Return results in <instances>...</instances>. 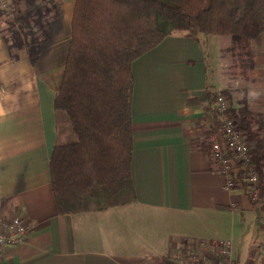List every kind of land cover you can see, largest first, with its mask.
I'll return each mask as SVG.
<instances>
[{
    "label": "crops",
    "instance_id": "0c3cea01",
    "mask_svg": "<svg viewBox=\"0 0 264 264\" xmlns=\"http://www.w3.org/2000/svg\"><path fill=\"white\" fill-rule=\"evenodd\" d=\"M55 1L51 37L34 63L27 54L11 59L0 32V107L7 113L0 118V215H21L29 225L21 242L3 248L0 264H164L186 239L213 238L231 239L236 264H264V189L257 199L239 184L226 190L216 161L192 145L199 139L224 143L216 102L189 100L222 89L208 71L215 48L203 33L174 31L132 61L135 199L103 209L58 210L50 156L61 116L53 99L74 0ZM251 45L250 90L264 92V30ZM249 103L264 116V94ZM246 220L242 252L238 231Z\"/></svg>",
    "mask_w": 264,
    "mask_h": 264
},
{
    "label": "trees",
    "instance_id": "16d2710c",
    "mask_svg": "<svg viewBox=\"0 0 264 264\" xmlns=\"http://www.w3.org/2000/svg\"><path fill=\"white\" fill-rule=\"evenodd\" d=\"M57 6L55 0H10L8 13L0 9V32L11 59L23 54L32 63L38 59L41 43L51 37ZM263 30L264 0H74L62 79L53 99L57 116H64L57 121L50 156L58 210L103 209L135 199L130 171L135 58L174 31L229 35L227 49L237 72L254 81L256 50L251 40ZM218 96L228 100L226 114L250 143L247 160H234V177L251 195L244 174L254 171L261 196L264 116L246 98L235 106L227 88L189 100L214 102ZM192 145L214 158L206 139ZM163 262L175 264L169 256Z\"/></svg>",
    "mask_w": 264,
    "mask_h": 264
},
{
    "label": "built area",
    "instance_id": "2783aa9c",
    "mask_svg": "<svg viewBox=\"0 0 264 264\" xmlns=\"http://www.w3.org/2000/svg\"><path fill=\"white\" fill-rule=\"evenodd\" d=\"M9 4L10 0H0V9L8 13ZM215 102L224 143L221 144L216 139L212 140L213 159L217 163L216 169L224 176L223 188L230 190L240 184L234 177L238 171L234 166V160H247L250 143L246 140L244 132L237 127L234 119L226 114L228 100L218 96ZM226 153H230L231 156H227ZM244 176L251 188V197L257 199L259 196L257 174L249 169ZM28 226V222L21 215L11 217L0 215V257L5 246L17 244L24 239ZM169 257L175 264H236L232 257V241L228 238H213L209 241H194V243L186 239L181 249L173 252Z\"/></svg>",
    "mask_w": 264,
    "mask_h": 264
},
{
    "label": "rangeland",
    "instance_id": "374dc122",
    "mask_svg": "<svg viewBox=\"0 0 264 264\" xmlns=\"http://www.w3.org/2000/svg\"><path fill=\"white\" fill-rule=\"evenodd\" d=\"M2 19H6V15L2 16ZM5 24H3L4 26ZM203 40L207 43V45L212 50L215 48V52H213L211 63H209L208 71L215 74L216 82L218 85L216 86L221 88H227L231 92V102L238 103L241 99L246 98L248 101L251 99L249 98V91L251 88V80L246 79L237 72L235 67L234 60L232 59L230 51L227 47L232 43L231 38L229 35H201ZM217 40L222 41L221 45L217 44ZM216 46V47H215ZM210 60V58H208ZM213 63V65H212ZM248 73V71H247ZM64 120V116H61V121ZM248 220V219H247ZM244 221L240 225V230L238 231L239 235V244H242L240 247V251H245V241L250 231V224Z\"/></svg>",
    "mask_w": 264,
    "mask_h": 264
},
{
    "label": "clouds",
    "instance_id": "9594fccd",
    "mask_svg": "<svg viewBox=\"0 0 264 264\" xmlns=\"http://www.w3.org/2000/svg\"><path fill=\"white\" fill-rule=\"evenodd\" d=\"M262 94H264V92L257 91L255 89L250 90L249 93H248L250 99H253V97L258 99ZM6 115H7V113L5 112L3 107H0V118L5 117Z\"/></svg>",
    "mask_w": 264,
    "mask_h": 264
}]
</instances>
